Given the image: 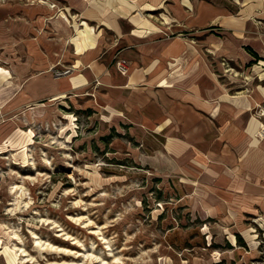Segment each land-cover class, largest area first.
Wrapping results in <instances>:
<instances>
[{
    "label": "rangeland",
    "instance_id": "obj_1",
    "mask_svg": "<svg viewBox=\"0 0 264 264\" xmlns=\"http://www.w3.org/2000/svg\"><path fill=\"white\" fill-rule=\"evenodd\" d=\"M240 1L226 5L254 13L249 37L222 49L240 41L208 28L220 48L200 53L235 95L264 86V0ZM4 88L0 264H264V178L251 180L246 200L236 174H205L191 158L180 166L166 153L170 131L132 124L84 94L35 106L15 99V84ZM253 106L263 139L264 100Z\"/></svg>",
    "mask_w": 264,
    "mask_h": 264
},
{
    "label": "crops",
    "instance_id": "obj_2",
    "mask_svg": "<svg viewBox=\"0 0 264 264\" xmlns=\"http://www.w3.org/2000/svg\"><path fill=\"white\" fill-rule=\"evenodd\" d=\"M240 2L0 0V89L13 83L15 99L35 106L84 94L132 124L170 131L166 153L180 166L191 158L205 174H236L237 194L251 199V180L264 178V138L251 118L264 86L254 94L225 91L200 57L204 47L220 48L208 28L240 41L222 49L249 37L254 13L226 5ZM185 34H196L198 44ZM117 54L130 61L126 76L113 64ZM65 66L73 73L55 79L51 69Z\"/></svg>",
    "mask_w": 264,
    "mask_h": 264
},
{
    "label": "built area",
    "instance_id": "obj_3",
    "mask_svg": "<svg viewBox=\"0 0 264 264\" xmlns=\"http://www.w3.org/2000/svg\"><path fill=\"white\" fill-rule=\"evenodd\" d=\"M113 64L116 68V70L123 76H126L129 74L130 70V61L127 60L126 58L121 57L119 54H117L114 58ZM74 71L73 67H63V68H52L51 73L55 79H60V78H66L67 76H70ZM98 84V82H96ZM259 112L264 114V108H260ZM264 131V126L262 128Z\"/></svg>",
    "mask_w": 264,
    "mask_h": 264
}]
</instances>
